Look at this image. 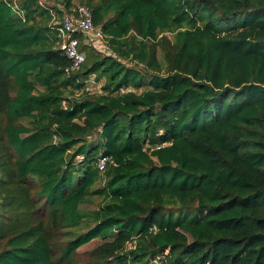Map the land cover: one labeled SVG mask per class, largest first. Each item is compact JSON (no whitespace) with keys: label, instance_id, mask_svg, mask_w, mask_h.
<instances>
[{"label":"trees","instance_id":"16d2710c","mask_svg":"<svg viewBox=\"0 0 264 264\" xmlns=\"http://www.w3.org/2000/svg\"><path fill=\"white\" fill-rule=\"evenodd\" d=\"M53 3L0 0V264H264V0Z\"/></svg>","mask_w":264,"mask_h":264},{"label":"built area","instance_id":"2783aa9c","mask_svg":"<svg viewBox=\"0 0 264 264\" xmlns=\"http://www.w3.org/2000/svg\"><path fill=\"white\" fill-rule=\"evenodd\" d=\"M75 13L65 14L62 18L61 26L58 28L61 42V51L70 61V67L65 69V73L77 71L84 62L85 56L79 50L80 42L76 36L89 41H100L103 38L99 27L93 25L91 12L81 6L74 8ZM112 161L108 157L101 156L96 162V168L103 172Z\"/></svg>","mask_w":264,"mask_h":264},{"label":"rangeland","instance_id":"374dc122","mask_svg":"<svg viewBox=\"0 0 264 264\" xmlns=\"http://www.w3.org/2000/svg\"><path fill=\"white\" fill-rule=\"evenodd\" d=\"M41 3L46 4V6L47 5L54 6L53 0H46V1L41 0ZM58 7H61V5H58ZM89 42L94 44L95 47H98L99 49H103V47H104V44L102 43V41H101V43H99L98 41H89ZM100 86H101V83H97L95 81V78L91 77L90 80L88 81L86 91L90 94L97 93L100 90ZM75 95H76V97H78V96H80V93H76ZM99 202H100L99 198L92 197L81 206V209L85 210V211L95 210V209H97ZM69 232L71 234H76L75 230H71ZM64 240H65V238L63 239L61 236H59L58 238L57 237L54 238V242H57L58 245H61L62 243H64ZM98 245H100V241H94V242H91L90 244L80 248L78 250L77 255L74 258L75 264H88L90 262V256H89L90 252L92 251V249H94ZM60 249L61 248L59 246H57L53 252L54 258L56 260L60 256Z\"/></svg>","mask_w":264,"mask_h":264},{"label":"crops","instance_id":"0c3cea01","mask_svg":"<svg viewBox=\"0 0 264 264\" xmlns=\"http://www.w3.org/2000/svg\"><path fill=\"white\" fill-rule=\"evenodd\" d=\"M87 85H88V83H87Z\"/></svg>","mask_w":264,"mask_h":264}]
</instances>
